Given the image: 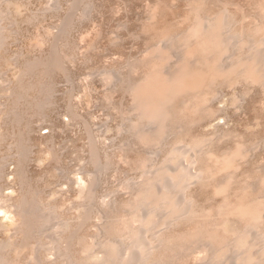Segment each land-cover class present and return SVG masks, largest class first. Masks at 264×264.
I'll return each instance as SVG.
<instances>
[{"label":"rangeland","instance_id":"374dc122","mask_svg":"<svg viewBox=\"0 0 264 264\" xmlns=\"http://www.w3.org/2000/svg\"><path fill=\"white\" fill-rule=\"evenodd\" d=\"M192 1L0 0V15L7 17L9 10L13 17L0 26L4 43V61L0 59V195L5 201L3 205L0 201V242L9 250L20 238L13 234L18 221L15 198L21 189L29 197L30 211L46 220L37 227L36 250L31 253L23 247L11 264H70L67 251L60 249L66 246L58 235L62 223L68 237L78 234L70 236V248L77 257L88 258L81 264H106L104 242H116L119 256L132 248L133 243L120 237L126 232L125 224L120 226L123 233L114 237L108 228L116 218L134 213L135 207L129 213L125 205L132 199L135 184L155 173V165L173 148L182 147L175 146L180 137L184 141L211 138L216 152L243 141L249 152L239 161L235 175L239 182H247L252 197L264 199L261 85L217 88L216 96L206 104L213 110L212 116L205 114L202 119L196 115L200 120L185 135L171 131L160 143L146 145L137 141V130L133 131L131 124L137 117L129 88L149 72L152 51L189 28ZM261 3L215 0L207 13L209 17L232 15L234 29L253 28L262 19ZM176 49L169 65L180 55ZM19 85L21 95L17 97ZM226 132L232 135L219 139ZM223 176L216 180L222 181ZM204 187L193 182L187 194L200 210H214L222 197L213 195L211 185ZM83 214L89 218L82 220ZM221 224L227 229L235 226ZM209 227L210 222L203 218L170 227L157 237L163 244L149 251L148 260L152 264H207L204 245L197 237Z\"/></svg>","mask_w":264,"mask_h":264},{"label":"bare ground","instance_id":"6f19581e","mask_svg":"<svg viewBox=\"0 0 264 264\" xmlns=\"http://www.w3.org/2000/svg\"><path fill=\"white\" fill-rule=\"evenodd\" d=\"M214 2L215 0H193L189 13V17H192L189 28L172 38L169 46L167 44L153 50L149 64L146 63L149 72L138 82L131 84L129 91L134 98L137 117L131 125L133 131L137 130L136 138L139 143H160L171 131L185 135L189 127L200 120L195 119L196 115H201L200 118L206 115L210 117V114L212 116L213 110H209L206 104L216 96L217 88L221 86L246 83L264 87V0H261L260 5L263 10L261 22L256 23L253 28L239 27V30L233 28L235 18L232 15L219 13L209 17L207 9ZM7 12V17L12 19L11 12ZM7 17L0 15V26H3L1 22ZM151 18L154 19L152 16ZM3 46L0 37V59ZM175 49L180 51V55L174 60L175 63L169 65L171 53ZM3 58L1 60L4 61ZM19 95L21 85L17 97ZM146 125L149 127L146 128ZM228 133L221 134L219 139L232 135L228 136ZM212 142L211 138H191L188 141H184L182 137L178 138L175 146L182 147L173 148L164 161L155 165V173L135 184L132 199L125 205L129 209L128 212L135 207L134 213L131 211V214L116 218L108 228L110 235L114 237L123 233L120 226L125 224L126 232L120 237L127 239L126 243H133V246L125 249L119 256L116 242L102 243L108 259L106 264H152L147 257L150 255L149 251L152 248L159 249L163 244L157 241V237L165 235L170 227L196 218L210 222V227L205 228L197 237L206 252L204 262L264 264V199L252 197L247 182H239L235 175L239 169V161L247 157L249 148L243 141L238 140L230 148L216 152V148L214 150L211 147ZM174 166L175 169H171ZM221 174L225 177L218 182L216 178ZM193 182L203 187L211 185L213 195L221 196L222 203L214 210H200L197 203L195 204L187 194L189 185ZM82 184L83 182L79 186ZM234 197L236 203L232 202ZM15 199L14 213L18 215V221L13 235L20 238L15 240L13 248L9 250L4 248L2 241L0 242V264H11L14 254H19L23 247L29 248L33 253L36 250L33 241L39 239L35 236L37 227L46 223L45 219L30 211L29 197L22 189L18 191ZM0 201L3 205V195H0ZM80 218L86 220L89 216L83 214ZM222 221L226 225L235 223V226L227 229L221 224ZM71 227L69 224L70 230ZM241 227L245 231L241 230ZM57 229L62 243L66 244L60 249L67 251L65 255L68 256L70 264H81L84 259L87 261L88 258L77 257L71 251L70 236L74 233L78 235L77 232L68 237L64 223ZM248 232L252 235H247ZM3 248L5 250H2ZM132 249L135 250L134 253H131ZM57 251L59 252V245ZM24 259L26 260V257Z\"/></svg>","mask_w":264,"mask_h":264}]
</instances>
